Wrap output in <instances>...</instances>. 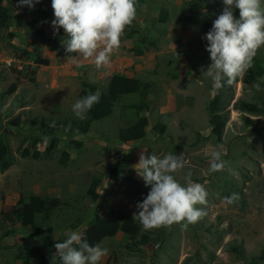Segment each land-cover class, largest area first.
<instances>
[{"label":"rangeland","instance_id":"374dc122","mask_svg":"<svg viewBox=\"0 0 264 264\" xmlns=\"http://www.w3.org/2000/svg\"><path fill=\"white\" fill-rule=\"evenodd\" d=\"M261 2L264 5V0ZM4 3L5 15L0 21V138L8 145L11 167L0 174V212L9 211L20 199L27 202L30 196L44 197L51 204L49 215L38 221L42 239L32 238L27 231L11 234L8 241L0 242V254L5 255L0 256V264H8L6 260L10 264H61L53 257L54 245L73 231L81 233L95 216L102 219L105 232L99 245L108 249L100 264H246L262 252L258 263L264 264V114H244L229 104L220 145L208 124L207 105L214 86L206 72L210 54L200 45L201 26L221 14L222 0L137 3L136 19L124 36L137 33L133 39L123 40L122 52L112 55L110 66L119 65L118 57L131 66H143L133 77L151 84L153 91L147 97L151 106L145 138L126 144L116 140L117 133L132 124L131 106L138 97H119L108 88V80L114 75L106 71L108 67L97 69L92 60L79 54L73 63L69 56L52 50L54 45L65 50L67 36L57 38V33L53 34L51 0H40L32 9L18 7V0ZM161 9L167 11L162 23ZM150 42L152 45L147 46ZM135 43L142 45L143 56L149 59L144 64L133 58L138 57L133 50ZM263 59L262 47L254 60L259 64ZM97 70L111 75L99 78ZM240 79L225 84L222 93L233 95L234 101L255 100L264 108V77L252 88L243 87ZM81 82L95 85L111 98L112 114L94 122L85 136L53 135L58 143L48 152L53 137L43 134L42 124L52 119L78 120L72 105L78 99ZM12 83L17 84L16 91L6 94ZM245 116L253 122L250 127L244 124ZM156 123L165 124L163 135L152 131ZM24 149L29 156H22ZM214 150L222 153L226 165L223 171L209 174ZM34 152L39 153L37 159L32 158ZM63 152L69 156L65 165L60 163ZM142 152L159 158L183 153L185 167L173 175L184 184V176L191 172L192 181L204 186L207 204L197 207L204 208L207 215L187 230L179 224L148 230L165 236L161 242L129 253L124 246L131 241L111 222L118 212L133 217L136 204L149 191L135 166ZM112 168H116L113 180L109 179ZM96 179H100L94 190L97 197L91 200L87 190ZM233 193L239 194L238 201L225 203L224 198ZM78 220L83 224L75 228ZM140 229L146 232L141 224Z\"/></svg>","mask_w":264,"mask_h":264},{"label":"clouds","instance_id":"9594fccd","mask_svg":"<svg viewBox=\"0 0 264 264\" xmlns=\"http://www.w3.org/2000/svg\"><path fill=\"white\" fill-rule=\"evenodd\" d=\"M39 2L40 0H18V7L27 6L32 9ZM222 3L224 7L221 14L202 37L207 41L206 51L210 54L211 63L206 72L213 81V96L214 89L219 91L225 84L231 85L237 78H242L252 67L258 51L264 47V5L261 0H222ZM4 4L2 0L1 6L4 7ZM51 7L55 17L52 21L53 34L57 33V38L67 36L63 44L65 52L79 54L85 60H92L97 69L110 67L112 55L119 51L121 42L129 38L124 36L126 27L128 29L137 16V0H51ZM236 10L238 16L235 14ZM134 45L136 48L133 50L141 52L139 55L134 54L142 55L144 53L142 45L138 43ZM69 58L73 63H77L75 55H70ZM97 91L104 92L98 88ZM233 98L234 96L229 103L232 108L233 103L236 102ZM99 100V93L83 96L72 105V111L79 120H86L88 113L99 103ZM148 110L149 107L145 112L146 117ZM48 126L56 127V124L52 122ZM153 128L154 125L151 127L153 132L157 131ZM70 129L71 124L67 125L64 131ZM8 162L9 169L11 162L9 160ZM225 165L226 161L222 159V153L218 150L212 151L209 174L223 171ZM135 166L145 187L150 189L142 202L136 204L137 211L132 217L134 220L135 218L139 220L145 231L170 228L173 224H179L187 230L189 225H195L207 215L204 208L197 207L207 204L208 193L204 186L192 181L191 172L184 176V184L173 175L185 167L183 153L179 155L170 153L159 158L153 154L146 156L142 152L139 163ZM238 199L239 194L233 193L230 197H225L224 201L232 204ZM10 225L17 227L18 231L24 233L27 231L29 234L28 230L21 227L16 220ZM10 225L0 216V227L5 228L0 231V242L14 233V228L9 227ZM7 231L9 234H5ZM99 244L90 245L84 233L73 231L62 242L54 245L56 251L53 257L58 258L61 264H100L107 256L108 249L101 248ZM260 256H263V252Z\"/></svg>","mask_w":264,"mask_h":264},{"label":"trees","instance_id":"16d2710c","mask_svg":"<svg viewBox=\"0 0 264 264\" xmlns=\"http://www.w3.org/2000/svg\"><path fill=\"white\" fill-rule=\"evenodd\" d=\"M140 0H137V3ZM2 0H0V21L5 15L4 7L1 6ZM238 16V14H236ZM167 17V11L165 9H161V16L159 17V22H165ZM213 22H204L201 26V36H200V45L202 47H207V41L202 39V37L211 29ZM2 24L0 23V26ZM127 29V27H126ZM125 29V31H126ZM135 31L130 32L126 37H131ZM148 45H152L151 42ZM52 49L60 55L70 56L76 54L66 53L63 49H58L57 46H53ZM138 49V48H137ZM264 52V47H263ZM137 55L141 54L139 50H135ZM22 55H27L24 53ZM264 77V59L259 64L256 63V60L253 61L252 67L247 70V72L242 76L241 83L243 87H253L258 83V81ZM237 81V80H236ZM108 88H112L117 96H126V95H135L138 97V101L133 103L131 106L133 121L132 124L124 129H121L117 135V141L120 144H126L128 142H135L145 138V129L148 125V119L146 117L145 112L147 111L150 102L147 100V96L150 92H152L151 84L147 82H141L137 78H129L123 75H112L108 80ZM17 84L12 83L6 91V94H12L16 91ZM222 89V88H221ZM221 89L216 91L214 89V96L210 99L207 110L209 112V127L210 134L214 136L215 143L221 144V136L228 120V106L232 99V95L227 96L228 93H222ZM90 93H99L100 100L99 103L96 104L93 109L88 113V119L86 120H65L59 121L52 119L42 124L43 134L47 136H52L50 139V144L47 149L48 152H51L52 149L55 150L56 145L58 143L57 137L53 136L57 133L69 134V133H77L81 136H85L89 133V129L91 125L100 121L106 117H108L113 110V102L111 98L105 94L104 92H97V87L88 82H81V90L78 95V99L89 95ZM226 98V100H224ZM233 109L237 110L241 113L248 115H261L264 114V108H262L258 102L255 100L245 101V100H237L233 103ZM244 124L247 127L251 126V120L248 117H243ZM52 122H55L56 127H49L48 125ZM256 120L255 123H257ZM71 124V129L67 132L64 131V128ZM154 128L157 134L162 135L166 129L165 124H155ZM78 147L81 145V142L75 143ZM9 148L8 145L0 138V173H3L8 169L10 163L9 160ZM22 156L27 157L29 153L27 149L22 151ZM39 157L38 152H34L32 154L33 159H37ZM68 153L63 152L62 158L60 159V163L65 165L68 161ZM109 179L116 178V168H112L109 170ZM100 179L93 180L90 184L87 194L90 196L91 200H96V194L94 192L95 188L99 185ZM148 188V187H147ZM148 190H150L148 188ZM50 200L48 201L44 197L40 196H30L28 197L27 202H22L20 199L19 202L13 206L9 211H2L0 216L3 220L7 221L8 224H12L14 220L20 223L21 227L28 230L30 236L42 239L41 228L38 221L45 220V216L49 215L50 208ZM118 218V220H116ZM117 218L111 222L117 229L125 235V237L131 241L130 244H126L125 251L129 253L139 251L141 246H146L148 243H158L163 240L165 234L162 232L156 231H146L141 232L140 222L134 220L131 216L123 215L121 212H118ZM87 226L82 230L81 233L85 234V238L87 239L90 245L99 244L105 238V232L103 229V221L98 216H95L89 219ZM83 222L78 220L77 224L74 226L78 228L82 225ZM46 232L51 233L50 227H47ZM5 234H9L7 231ZM263 256L252 257L250 261L246 264H258V261ZM23 262H26V259H23Z\"/></svg>","mask_w":264,"mask_h":264},{"label":"crops","instance_id":"0c3cea01","mask_svg":"<svg viewBox=\"0 0 264 264\" xmlns=\"http://www.w3.org/2000/svg\"><path fill=\"white\" fill-rule=\"evenodd\" d=\"M122 43H124V42H121V47H120V51L123 49V45L124 44H122ZM122 52V51H121ZM146 52V51H145ZM132 54V53H131ZM76 55H78V54H76ZM146 55H147V53H146ZM134 59H141V61H142V63L144 64L145 62H147L149 59H147L145 56H143V54L142 55H140V56H138V57H133ZM149 58H150V56H149ZM118 63H119V65L118 66H110V67H108V70H106V71H111L112 72V74L114 73V75H118V74H120V75H123V76H126V77H129V78H134L133 77V75H134V73H138V71H140L141 69H143V66H131L132 64L130 63L129 64V61H127V60H125L124 58H121V57H118ZM124 63H126V64H124ZM104 71L105 70H103V71H99V70H97V72H100V74H99V78H104V77H107L108 75L110 76L111 74H107L108 72H105L104 73ZM70 76V74H65V77L66 78H68ZM97 77H98V75H97ZM153 91V90H152ZM150 96H152V92H151V94H150ZM3 178L0 176V181L2 180ZM0 191H3L2 190V188H0ZM15 228V227H14ZM16 229V228H15ZM17 233V234H20V232L22 233V231L20 230V231H18L17 229L16 230H14V233ZM13 233V234H14ZM4 240H6V241H8L9 240V237H7V238H5ZM3 240V241H4ZM0 256H2V257H4L5 255L4 254H0ZM2 257H0V259H2ZM5 262H8V264H10V262H9V260H6Z\"/></svg>","mask_w":264,"mask_h":264}]
</instances>
